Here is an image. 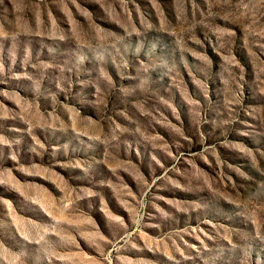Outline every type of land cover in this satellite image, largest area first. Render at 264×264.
Segmentation results:
<instances>
[{
	"label": "rangeland",
	"instance_id": "374dc122",
	"mask_svg": "<svg viewBox=\"0 0 264 264\" xmlns=\"http://www.w3.org/2000/svg\"><path fill=\"white\" fill-rule=\"evenodd\" d=\"M0 264H264V0H0Z\"/></svg>",
	"mask_w": 264,
	"mask_h": 264
}]
</instances>
